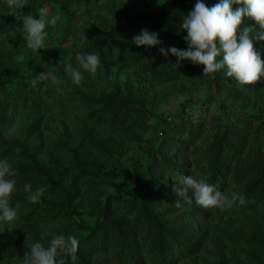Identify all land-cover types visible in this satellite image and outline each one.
<instances>
[{"label":"rangeland","instance_id":"1","mask_svg":"<svg viewBox=\"0 0 264 264\" xmlns=\"http://www.w3.org/2000/svg\"><path fill=\"white\" fill-rule=\"evenodd\" d=\"M195 2L47 0L32 14L59 11L61 20L36 53L4 35L30 12L0 15V159L17 170L10 206L19 214L0 220V264H22L30 244L47 246L54 234L79 241L65 264H264V77L240 85L223 69L205 75L187 60L176 69L175 56L159 53L187 48L180 24ZM142 15L147 22L130 23ZM142 28L163 44L132 43ZM254 48L264 60V41ZM82 51L101 65L95 75L80 69L75 85L64 64L79 69ZM51 66L60 92L30 87ZM180 175L242 191L246 203L223 212L185 203L173 192ZM26 182L46 189L38 202Z\"/></svg>","mask_w":264,"mask_h":264},{"label":"clouds","instance_id":"2","mask_svg":"<svg viewBox=\"0 0 264 264\" xmlns=\"http://www.w3.org/2000/svg\"><path fill=\"white\" fill-rule=\"evenodd\" d=\"M4 5L10 9H21L30 3V0H3ZM239 4L233 10L232 5ZM255 22L254 26H242L244 19ZM16 23L4 33L6 38L22 36L27 49L36 53L46 49L45 41L48 33L47 26L55 27L61 20V13L49 17L46 9H40L35 15H15ZM22 21V26L20 22ZM181 31L186 32L183 37L187 44L186 49L175 46L159 47V53L165 57L169 54L175 56L174 67L179 69L181 61H190L193 65H203V74H215L225 70L227 77L235 78L240 85H254L264 77V60L254 48V44L264 41V0H219L211 7L206 6L202 0H196L194 7L184 16L180 24ZM136 46L154 47L162 45L158 33L142 28L137 35L132 37ZM80 68H74L72 63L66 61L64 72L75 85H79L83 76L80 69L93 75L101 65L98 53H78L75 56ZM62 78L56 74V66L51 70L38 73L31 81L30 87L36 88L40 84L50 85L57 93ZM51 99V98H50ZM17 133L15 125L5 131L6 137ZM17 170L7 158L0 159V220L9 224L19 219L18 209L10 206L12 195L15 192V179ZM178 186L173 189L176 197L185 203L195 204L203 209L217 208L221 212L230 210L237 204L246 203L242 191L222 193L214 184L206 179H196L190 175L177 177ZM24 190L29 193V202L36 203L46 191L44 187L32 192L31 183L24 184ZM109 192L113 189L109 188ZM180 200L175 204L180 207ZM30 251L24 253L22 264H65V257L76 260L79 241L74 235L54 234L47 242V246L40 242L29 245Z\"/></svg>","mask_w":264,"mask_h":264},{"label":"trees","instance_id":"3","mask_svg":"<svg viewBox=\"0 0 264 264\" xmlns=\"http://www.w3.org/2000/svg\"><path fill=\"white\" fill-rule=\"evenodd\" d=\"M47 0H30V3L25 5L23 8L21 9H10L7 8L4 3L3 0H0V15H3L5 12L10 11V10H17V11H22V12H34L37 9L41 8L44 3ZM148 17L146 15H142V16H137L135 18H131L130 19V23H134V21L137 22H147L148 21ZM157 33V31H156ZM123 41V40H122ZM124 43V42H123ZM126 45H128L127 43H125ZM81 53H84V51H82ZM134 264V263H133Z\"/></svg>","mask_w":264,"mask_h":264}]
</instances>
